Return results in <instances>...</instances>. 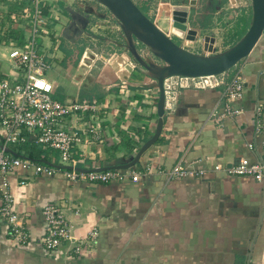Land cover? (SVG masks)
I'll list each match as a JSON object with an SVG mask.
<instances>
[{
	"label": "crops",
	"instance_id": "obj_1",
	"mask_svg": "<svg viewBox=\"0 0 264 264\" xmlns=\"http://www.w3.org/2000/svg\"><path fill=\"white\" fill-rule=\"evenodd\" d=\"M134 1L148 6L149 15L167 35L200 53H211L232 40L229 31L234 29L227 27L225 40L214 31L220 29L214 23L224 10L236 13L233 7L243 3L217 0L221 6L214 9V0ZM175 6L186 17L183 32L173 29ZM36 7L43 19L36 36L38 52L50 63L45 77L53 84L52 96L68 104L94 105L64 117V127L81 135L73 147L79 166L100 168L130 161L155 131L158 89L127 50L119 23L95 0H0V79L18 78L8 51L10 44L26 42ZM67 7L89 17L86 30L75 31ZM81 40L88 43L83 52L96 57L81 61V55L76 60ZM239 67L244 87L233 104L238 113L221 116L220 87L181 89L173 106L165 108L158 138L134 164L155 170L180 161L205 169L202 176L169 179L152 173L137 181L100 183L72 181L61 173L35 174L30 168L9 171L6 180L29 238L23 243L11 239L0 216V264H264V180L213 170L216 163L228 165L242 157L255 161L263 153L264 31ZM90 127L101 131L98 138ZM28 141L9 150L23 156L35 149L34 157L43 162L58 161V151L55 156L37 151L25 145ZM3 184L0 177V200ZM50 204L77 206L79 214H70L73 239L47 251L41 242L46 232L42 210ZM93 229L96 242L73 253L75 242Z\"/></svg>",
	"mask_w": 264,
	"mask_h": 264
},
{
	"label": "built area",
	"instance_id": "obj_2",
	"mask_svg": "<svg viewBox=\"0 0 264 264\" xmlns=\"http://www.w3.org/2000/svg\"><path fill=\"white\" fill-rule=\"evenodd\" d=\"M41 8H35V18L31 34L24 44H10L8 57L12 66L18 71V78L14 81L8 78L0 79V177L4 179L1 187L0 216L9 226V235L16 242L23 243L29 238V233L23 225L20 215L15 208V197L7 182V173L15 168L33 169L35 174L53 175L61 173L72 181L110 182L131 179L139 180L142 176L152 173L165 174L166 178L202 176L206 173L203 168L188 167L178 161L168 169H152L151 165H132L127 168H108L104 170H79V161L74 157L73 147L81 141V135L75 130L64 127V117L77 110L94 109V105L87 102L65 103L52 96L53 84L45 77V71L50 63L44 55L38 52L36 42L38 29L43 19L40 17ZM86 53H84L82 60ZM237 63L227 71L218 74L197 76L171 75L163 80L165 108L173 106L177 94L181 89H222L224 111L221 116L235 115L239 112L234 102L242 96L244 81ZM260 107H257L258 112ZM94 138H98L101 131L98 127H90ZM86 132V131H84ZM33 140L34 143L58 151L56 163L38 162L27 156L14 154L9 147L14 144ZM252 143L249 147H252ZM262 155L255 161L242 157L228 165L216 163L214 171H221L228 175H252L256 180H264V142ZM25 183V179L20 181ZM79 214L77 206L65 207L60 204L46 205L42 215L46 224V232L41 239L47 251L57 248L63 242L71 241L72 216ZM97 238V230L93 229L88 236L78 239L72 252L78 254L83 248L90 247Z\"/></svg>",
	"mask_w": 264,
	"mask_h": 264
},
{
	"label": "water",
	"instance_id": "obj_3",
	"mask_svg": "<svg viewBox=\"0 0 264 264\" xmlns=\"http://www.w3.org/2000/svg\"><path fill=\"white\" fill-rule=\"evenodd\" d=\"M96 1L107 8L119 23L125 36L127 50L155 80L158 89L157 122L152 136L142 144L130 161L100 168L76 167L79 170L127 168L137 163L141 154L155 142L162 130L165 111L164 78L171 75L197 76L227 71L249 55L264 31V0H250L251 18L248 28L235 43L216 53L194 52L183 47L160 29L134 0ZM66 10L70 14V23L75 24V31L86 30L89 17L71 7H67ZM185 20L184 14L182 23ZM139 44L146 52L141 51Z\"/></svg>",
	"mask_w": 264,
	"mask_h": 264
},
{
	"label": "rangeland",
	"instance_id": "obj_4",
	"mask_svg": "<svg viewBox=\"0 0 264 264\" xmlns=\"http://www.w3.org/2000/svg\"><path fill=\"white\" fill-rule=\"evenodd\" d=\"M84 1H87V0H84ZM90 1V0H89ZM94 0H92V2H93ZM243 1V3L242 4H240V5H238V6H235V7H233V8H235L236 9V13L233 11V9H231V8H229V9H227V10H224V12H223V15L219 18L220 20H218V21H216L214 24L215 25H217V26H219V28L220 29H218V30H216V29H214V31H216L217 32V34H218V36H220V35H222L223 37H224V39L226 40V39H228V36H229V32H233V31H229V32H227V27H229V29H235L236 28V25H237V20L239 19V17H241V16H246V17H248V15H250L251 16V4H250V0H242ZM95 2H96V4H98L99 6H101V4L100 3H98L96 0H95ZM40 3H41V0H40ZM60 6V8L63 10L64 8V6L63 7H61V5H59ZM103 6V5H102ZM104 7V6H103ZM108 9L106 8V11H107ZM178 11V12H177ZM184 15L182 14V11H181V8L180 7H178V6H175V10H174V18H173V24H174V22H180L181 24H183L182 23V20L180 19V18H182ZM180 17V18H179ZM155 20H157V19H155ZM184 25V24H183ZM213 26V25H212ZM167 32H169V27L168 26H164L163 27ZM174 28H177L176 26H173V29ZM178 30H180V31H184L185 30V25H184V28H182V29H179V28H177ZM175 30V29H174ZM178 30H176V32L178 31ZM178 33V32H177ZM212 33V32H211ZM214 33V32H213ZM169 34V33H168ZM228 35V36H227ZM225 36H227V38L225 37ZM37 40H39L38 38H36V42L38 43V41ZM231 41L232 40H230V39H228V41L227 42H224V43H221V44H219V47L218 48H216V50L215 51H210L211 53H216V52H219V51H222V50H224V49H226L227 47H229V45H230V43H231ZM81 42L82 43H80V45H78V47H85V45H87L88 43L86 42V41H84V40H81ZM92 45V44H91ZM139 46H142V45H140L139 44ZM143 47V46H142ZM125 48V47H124ZM145 49V48H144ZM85 52V51H84ZM84 52H83V54H82V57H83V55H84ZM86 53V52H85ZM89 57H96L94 54H91L89 51L86 53V58H85V60H87V58H89ZM243 60V59H242ZM241 60V61H242ZM240 61V62H241ZM239 62V63H240ZM85 65V64H84ZM59 92H60V90H59ZM39 147H40V149H44V150H47V151H49V152H51V153H53L52 155L53 156H55V154H56V150H54V149H46L45 147H43V146H41V145H39Z\"/></svg>",
	"mask_w": 264,
	"mask_h": 264
},
{
	"label": "trees",
	"instance_id": "obj_5",
	"mask_svg": "<svg viewBox=\"0 0 264 264\" xmlns=\"http://www.w3.org/2000/svg\"><path fill=\"white\" fill-rule=\"evenodd\" d=\"M134 2H135V1H134ZM135 3H136V4L140 7V9H141L146 15H148L153 21L155 20L153 16L149 15V12H148V10H147V7H148L147 5H146V6H145V5L143 6V5H140V4L137 3V2H135ZM213 3L215 4V5H214V9H217V8H219V7L221 6V2H220V1L214 0ZM250 18H251L250 15H248V17H246V16H241V17H239V19L237 20L236 28L234 29V31H233V33H232V41H231V43H230L229 46H231L233 43H235V42H236V41H237V40H238V39H239V38L245 33V31H246L247 28H248ZM82 53H83V47H80V48H77V49H76V52H75L76 57H77L76 60H78V59L81 57ZM67 54H68V56L71 55L70 52H68ZM25 145H29L31 148H32V147H34V148H36V149H37V148H40L38 144H36V143L33 142V140H32V141L29 140L28 143L25 144ZM37 151H39V150L37 149ZM35 153H36V152H35V149H31V150H29L27 153H24V155H26V156H28V157L34 159V160H37L38 162H43L42 158H41V160H40L39 158L34 157V156H37ZM38 155H39V154H38Z\"/></svg>",
	"mask_w": 264,
	"mask_h": 264
},
{
	"label": "bare ground",
	"instance_id": "obj_6",
	"mask_svg": "<svg viewBox=\"0 0 264 264\" xmlns=\"http://www.w3.org/2000/svg\"><path fill=\"white\" fill-rule=\"evenodd\" d=\"M178 12V11H177ZM180 18V17H179ZM181 20H182V18H180ZM174 26H176L177 28H179V29H182V28H184V25L183 24H181L180 22H174V24H173Z\"/></svg>",
	"mask_w": 264,
	"mask_h": 264
}]
</instances>
